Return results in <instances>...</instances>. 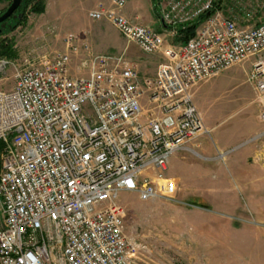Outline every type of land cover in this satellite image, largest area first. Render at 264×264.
Returning a JSON list of instances; mask_svg holds the SVG:
<instances>
[{
    "label": "built area",
    "instance_id": "1",
    "mask_svg": "<svg viewBox=\"0 0 264 264\" xmlns=\"http://www.w3.org/2000/svg\"><path fill=\"white\" fill-rule=\"evenodd\" d=\"M231 2L241 23L222 0H154L164 33L127 18L125 0L87 12L160 54L153 75L73 33L61 51L0 56V264H135L147 247L125 232L119 194L174 197L169 159L207 131L193 101L199 82L249 61L264 124V19L253 20L264 0ZM205 13L186 42L166 41ZM260 137L264 130L252 139Z\"/></svg>",
    "mask_w": 264,
    "mask_h": 264
},
{
    "label": "rangeland",
    "instance_id": "2",
    "mask_svg": "<svg viewBox=\"0 0 264 264\" xmlns=\"http://www.w3.org/2000/svg\"><path fill=\"white\" fill-rule=\"evenodd\" d=\"M10 1H0V12ZM41 14H29L15 29L13 21L0 25L12 38L14 59L62 50L35 35L38 26L50 23V15ZM154 28L164 33L160 24ZM166 41L174 43L171 37ZM249 67V61L236 64L195 85L193 101L207 131L169 160L166 175L177 183L172 199L142 201L135 193L119 194L125 232L147 247L135 264H264V156L259 154L264 137L252 139L264 124L255 122L259 106L247 81Z\"/></svg>",
    "mask_w": 264,
    "mask_h": 264
},
{
    "label": "crops",
    "instance_id": "3",
    "mask_svg": "<svg viewBox=\"0 0 264 264\" xmlns=\"http://www.w3.org/2000/svg\"><path fill=\"white\" fill-rule=\"evenodd\" d=\"M110 3L111 0H46L44 13L41 15L47 16L49 14L47 20L50 23H43L38 26L35 35L39 36L42 43L44 42L47 45L57 42L63 49V36L66 33L76 34L80 40L87 41L95 52L124 53L130 61L136 64L141 75H153L158 64L163 62L160 54L143 53L134 43H127L114 26L105 19L91 20L87 17V12L97 5L109 6ZM221 9L225 16L237 19L240 23L242 22L240 15H245L233 3L229 4L225 0H222ZM122 12L130 20L160 32L159 29L154 28L155 25H161L158 17L155 16L154 0H125ZM259 18L264 19V10L253 15L254 22ZM50 28L52 31H49ZM155 56H158L161 60L158 61ZM257 120L259 121L258 115L255 122ZM255 125V131H257L260 125L258 123H255ZM259 154L264 156L263 151Z\"/></svg>",
    "mask_w": 264,
    "mask_h": 264
},
{
    "label": "trees",
    "instance_id": "4",
    "mask_svg": "<svg viewBox=\"0 0 264 264\" xmlns=\"http://www.w3.org/2000/svg\"><path fill=\"white\" fill-rule=\"evenodd\" d=\"M3 1V0H0ZM10 1V0H5ZM215 7L218 8V1L215 4ZM45 9V0H21L19 7L15 12L6 20L13 21L12 29H15L18 26H23L27 22V17L29 14H41ZM2 12H0L1 14ZM155 16L158 17L157 12L155 11ZM208 16L207 13L201 15L198 19L187 24H181L175 27L176 35L173 38L174 43H183L190 39L194 33L197 26ZM5 21V22H6ZM12 38L7 37L4 33H0V56L6 57L9 59H14L16 56V50L13 46ZM1 150V142H0Z\"/></svg>",
    "mask_w": 264,
    "mask_h": 264
},
{
    "label": "water",
    "instance_id": "5",
    "mask_svg": "<svg viewBox=\"0 0 264 264\" xmlns=\"http://www.w3.org/2000/svg\"><path fill=\"white\" fill-rule=\"evenodd\" d=\"M21 3V0H11L8 7L5 9L3 13L0 14V24L5 22L14 12L15 10L19 7ZM209 14V13H207ZM164 27V25H163ZM0 32H2L0 30Z\"/></svg>",
    "mask_w": 264,
    "mask_h": 264
},
{
    "label": "flooded vegetation",
    "instance_id": "6",
    "mask_svg": "<svg viewBox=\"0 0 264 264\" xmlns=\"http://www.w3.org/2000/svg\"><path fill=\"white\" fill-rule=\"evenodd\" d=\"M1 25V24H0ZM0 30H1V28H0ZM2 31V30H1ZM1 33V32H0Z\"/></svg>",
    "mask_w": 264,
    "mask_h": 264
}]
</instances>
